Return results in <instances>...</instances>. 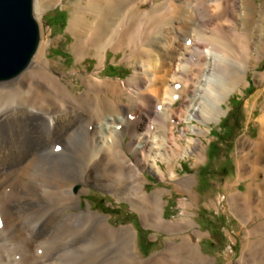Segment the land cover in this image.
<instances>
[{
    "label": "bare ground",
    "instance_id": "bare-ground-1",
    "mask_svg": "<svg viewBox=\"0 0 264 264\" xmlns=\"http://www.w3.org/2000/svg\"><path fill=\"white\" fill-rule=\"evenodd\" d=\"M43 1L34 0L35 15ZM40 19L30 64L0 81V264H214L188 233L208 234L192 218L193 203L185 200L181 216L165 220V192L145 190V170L170 178L194 201L195 176H180L175 162L190 154L204 158L200 136L207 129L178 125L226 113L223 104L264 50V0L259 6L256 0H77L68 29L76 62L95 58L97 69L81 93L48 60ZM109 51L124 53L132 68L117 84L98 76ZM258 122L264 127V115ZM247 143L239 139L240 153ZM257 143L249 170L239 164V181L264 175V135ZM92 188L127 201L145 228L179 241L167 240L162 251L142 258L132 226L116 227L106 214L83 207ZM227 201L247 225L264 214L263 178L228 193ZM244 235L236 264H264V221Z\"/></svg>",
    "mask_w": 264,
    "mask_h": 264
},
{
    "label": "rangeland",
    "instance_id": "rangeland-1",
    "mask_svg": "<svg viewBox=\"0 0 264 264\" xmlns=\"http://www.w3.org/2000/svg\"><path fill=\"white\" fill-rule=\"evenodd\" d=\"M59 1L44 0V4L40 3L39 7L41 32H43L47 58L53 66L57 67H55V72L63 77L69 88L75 93H81L86 88V79L97 70L96 59L88 57L81 63L76 62L73 51L75 38L68 29L71 11L77 0H63V5ZM261 2L262 0H256V5L259 6ZM39 15H36L37 18ZM258 23L260 26V21ZM256 32L260 34V27L256 28ZM123 56L122 52L115 55L109 51L105 66L98 71V76L114 84H117L118 80L127 79L132 68L122 61ZM263 74L264 50L260 57L249 63L245 83L230 94L228 100L223 104L226 113L219 120L200 123L193 119L178 125L180 129L184 127L188 129L190 125L199 124L207 129L206 135L200 136V139L203 140L201 145L204 158L197 160L194 154H190L175 162L180 176H195V184L192 189L194 201L190 200L186 193L179 191L175 182L170 178L161 179L149 170H145L147 180L145 190L152 193L156 189H163L165 192L163 215L165 220H174L180 217L182 204L185 200L193 203L192 218L196 221L197 228L208 234L199 237L191 230L188 233L191 234L193 242L200 243L202 253L214 260V264H236L242 250L244 230L253 228L264 221V214L259 216L255 214L249 219L247 225L242 224L229 211L227 201L228 193L245 192L249 184L253 186L262 178L264 180L262 172H258L255 179L238 180L239 164L242 162L243 169L249 170L254 157L250 147L264 135V127L258 122L259 116L264 115V76L263 79H260V75ZM118 99L121 100L120 97ZM237 109L236 115H230L226 121L224 120L220 124L223 118ZM176 131L177 128H175ZM190 134L198 137L195 133ZM74 135L72 134V136ZM241 138L247 139L249 143L240 153L237 144ZM129 141L130 137L126 136L123 146L126 147ZM183 142L186 143L185 140ZM260 149L264 161V147L262 146ZM160 164L163 167L165 165V163ZM205 165H207L206 169L203 168ZM82 202L83 207L89 205L99 214H106L109 217V222L116 227L132 226L137 232L136 249L142 258H148L150 255L162 251L167 240L179 241V238L171 233L150 227L145 228L133 207L125 200L118 201L110 192L92 188L87 195L82 197ZM259 203H263L258 207L260 209L263 207L262 210H264V202ZM41 249L45 250L42 247Z\"/></svg>",
    "mask_w": 264,
    "mask_h": 264
},
{
    "label": "water",
    "instance_id": "water-1",
    "mask_svg": "<svg viewBox=\"0 0 264 264\" xmlns=\"http://www.w3.org/2000/svg\"><path fill=\"white\" fill-rule=\"evenodd\" d=\"M34 0H0V81L18 76L41 39Z\"/></svg>",
    "mask_w": 264,
    "mask_h": 264
},
{
    "label": "trees",
    "instance_id": "trees-1",
    "mask_svg": "<svg viewBox=\"0 0 264 264\" xmlns=\"http://www.w3.org/2000/svg\"><path fill=\"white\" fill-rule=\"evenodd\" d=\"M62 26V25H61ZM238 112V109L237 110H234L232 113H230L228 116H226L225 118H223L222 119V121H220V124H222V122L225 120L226 121V119L230 116V115H236V113ZM206 167H207V165H205V167H203V168H205L206 169ZM200 169V168H199ZM207 173H208V170H207V172L205 173L206 175H207Z\"/></svg>",
    "mask_w": 264,
    "mask_h": 264
}]
</instances>
